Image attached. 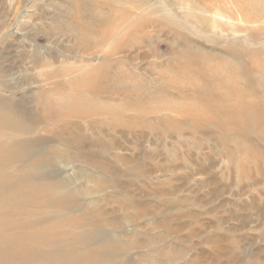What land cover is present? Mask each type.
<instances>
[{
	"label": "rangeland",
	"instance_id": "374dc122",
	"mask_svg": "<svg viewBox=\"0 0 264 264\" xmlns=\"http://www.w3.org/2000/svg\"><path fill=\"white\" fill-rule=\"evenodd\" d=\"M0 101L103 264H264V0H0Z\"/></svg>",
	"mask_w": 264,
	"mask_h": 264
},
{
	"label": "bare ground",
	"instance_id": "6f19581e",
	"mask_svg": "<svg viewBox=\"0 0 264 264\" xmlns=\"http://www.w3.org/2000/svg\"><path fill=\"white\" fill-rule=\"evenodd\" d=\"M9 111L0 101V141L9 135L8 131L18 132L14 137H20L30 129L22 120L25 113L14 115ZM21 142L20 139L15 142L19 144L17 147L31 143L29 140L27 143ZM2 145L3 150L8 152L6 140L2 141ZM4 156L8 157V154ZM8 171L10 167L5 162L1 163L0 264H91L93 258L103 264L118 258L122 247L119 241L98 233L102 226L100 221L57 222L54 209L69 213L76 206L73 193L68 192L59 204H40L39 193H46L52 188L53 192L49 194L52 197L68 191L64 182L44 184L38 182L41 178L37 173L26 176L29 174L27 171L25 174ZM20 182L24 183L23 190L18 188Z\"/></svg>",
	"mask_w": 264,
	"mask_h": 264
}]
</instances>
